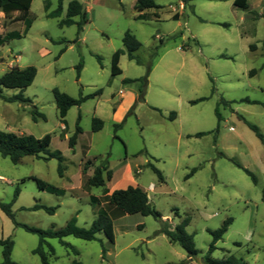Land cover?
<instances>
[{"label":"rangeland","instance_id":"374dc122","mask_svg":"<svg viewBox=\"0 0 264 264\" xmlns=\"http://www.w3.org/2000/svg\"><path fill=\"white\" fill-rule=\"evenodd\" d=\"M71 1L63 0L61 17L50 18L60 0H34L27 15L33 23L26 35V17L17 20L20 14L14 13L6 18L0 12V35H21L0 46V75L15 67L37 69L33 84L23 92L32 104L0 98V129L36 138L51 134L50 150L66 159L60 176L57 159L26 157L14 164L0 155V198L11 202L16 188L21 191L12 207L16 220L42 229L62 228L77 215L78 226L89 228L99 209L106 207L103 202L92 206V196L113 193L118 182H126V188L136 183L171 229L191 216L187 230L194 234L197 257L189 258L180 245L159 233L162 222L153 216L124 214L114 220V243L104 233L96 241L66 237L78 256L51 239L55 255L50 263L72 264L77 259L81 264H205L202 259L212 241L209 230L233 218L213 257L222 261L229 253L246 264H264V145L239 117L264 134V0H248V10L236 7L234 0H155L161 8L150 10L147 19H137L133 0H77L89 14L79 38L77 25H59ZM128 31L142 43L136 52L141 64L122 55L123 73L114 77L112 58L124 49ZM149 67L146 101L138 102L141 83L124 80L145 77ZM253 70L257 73L252 76ZM55 89L75 98L100 89L103 93L72 107L63 122ZM20 92L3 89L5 96ZM202 98L207 100L191 104ZM222 98L233 103L225 107ZM33 105L46 120L33 119ZM218 107L223 120L216 136ZM172 112L177 113L175 120L169 118ZM79 116L82 133L72 150L69 138ZM94 117L104 122L99 132L92 130ZM105 159L115 177L93 188L88 180ZM234 162L252 171L257 184ZM149 163L162 172L163 180ZM194 168L197 172L186 179ZM32 176L62 189L64 195L40 190L31 179L23 181ZM36 203L58 209L55 214L30 210ZM8 237L15 243L13 261L41 264L33 254L38 236L16 227L0 210V239Z\"/></svg>","mask_w":264,"mask_h":264},{"label":"trees","instance_id":"16d2710c","mask_svg":"<svg viewBox=\"0 0 264 264\" xmlns=\"http://www.w3.org/2000/svg\"><path fill=\"white\" fill-rule=\"evenodd\" d=\"M34 0H0V12L4 14L6 18H11L14 13L18 12L20 15L16 18L17 20L24 19L25 17V30L23 32L26 35L29 29L32 27L33 20L29 18L27 15L31 10L32 4ZM234 5L244 10L249 9V4L247 0H235ZM161 7L155 2V0H137L135 9L142 13L138 16V19H147L146 11L157 10ZM46 9H49L48 5H46ZM63 14V0H60L59 6L55 11H52L48 14L50 18H59ZM79 18V21H76L75 18ZM175 20H178V17L174 16ZM89 22V14L85 5L77 0H73L69 3L67 14L64 19H62L59 23L61 27H70L73 25L78 26V38L84 30V26ZM224 26H228L224 24ZM21 35L16 32L8 33L6 35H0V46H4L9 43L12 39L16 37H20ZM62 42V41H60ZM124 49H118L112 58V76L121 75L122 69L120 68V60L122 55L127 54L129 60L135 61L137 64H141V61L136 56V52L140 50L142 47V43L137 39V37L132 34L130 31L126 32L123 38ZM251 50H256L255 45L250 46ZM67 50V46L62 50V53ZM98 60L101 61V58L98 57ZM83 63L81 62L78 66V73L82 70ZM151 68H148L147 75L140 79H125L124 83H134L140 82V94L138 97V102H145L146 95V87L148 86V77L150 75ZM257 73L256 70L251 71V75H255ZM37 76V69L33 66L27 67L24 69L15 67L0 75V98H2L5 102L13 103L20 102L22 104H32V100L25 97L23 92L30 87L35 78ZM19 89L21 92L18 95L14 96H5L3 95V89ZM54 97L57 105V109L59 112L60 119L65 122V118L68 114V111L74 106H81L88 99L97 97L102 95L103 90L100 89L96 91L94 94L89 96L80 95L75 98L64 92H61L59 89H55ZM207 98H202L200 100L192 101L191 104H197L200 101H205ZM224 102V106L228 107L231 105V101H227L225 98H222ZM244 101L248 103H257L255 101H251L249 99H245ZM220 105V104H219ZM132 108L128 115L133 112ZM157 110V109H155ZM33 119L35 121L38 118L46 120V116L39 112L38 108L33 105ZM216 115L218 118V126L215 130L216 136L220 131V125L223 120L222 115L220 114L219 107L216 109ZM177 117L176 112H172L170 114V119L175 120ZM245 124L251 129L256 137L262 142L264 145V134L261 129L247 121L243 116H239ZM81 116H79L76 131L72 137L69 138V147L74 150L78 136L82 133V128L79 125ZM126 119V118H125ZM124 119V120H125ZM124 120L115 126L116 130L122 127ZM104 122L100 118L94 117L92 121V130L93 132H99L103 129ZM207 135V133H197L196 137H203ZM215 142H217V137L215 138ZM52 143L51 134L45 135L43 138H36L33 135L28 134H17L13 132H7L0 129V155L4 158H9L12 163L19 164L26 157H35L37 159H57L59 162L58 172L60 176L64 175L66 170L65 165V157L60 151H51L50 145ZM237 167L242 169L253 181L254 184H257L258 180L256 175L245 168L238 162H234ZM109 160L105 159L103 165H100L95 168L94 175L88 180L89 185L93 188H100L106 185L107 180H111L113 173L112 170L109 169ZM158 177L163 180L162 172L152 163L148 164ZM197 168L191 170V172L187 175L186 179L192 177L196 172ZM106 174V177H105ZM27 179H31L35 181L40 190L48 191L57 195H64V191L60 188L51 185L42 179H39L35 176L23 179L26 181ZM20 188L17 187L15 190L14 198L11 202H5L0 198V210L9 217L13 224L16 227H20L24 229L26 232L36 235L39 238L38 246L33 250V254L38 255L40 257L41 264H51L50 258L55 255V249L51 245V239H57L59 242L69 248L75 256L79 255V251L69 243H67L64 239L66 237L72 236L78 239H82L85 241H96L98 240L97 235L99 233H104L106 237L112 243L115 242V232H114V220L124 214L134 215L141 214L143 216H153L155 219L162 222V227L159 233H162L168 237V239L172 243H176L185 250L189 258H195L198 256V250L196 249L195 237L194 234L189 233L187 227L191 223V216L187 215L178 224L175 229H171L169 227L168 222L162 220L161 213L156 210V208L150 203L147 192L141 188L140 186H129L126 189H118L115 190L111 194H106L105 196L99 198L96 196H92L90 198L91 205H100L102 202L106 207H102L96 213V218L93 221L92 225L89 228H82L78 226V218L77 215L73 216L68 223L62 227L57 228L52 226L48 229H42L35 226H30L27 224L20 223L15 218V213L12 209L14 203L17 201L20 195ZM262 198L264 200V188L262 191ZM58 207H49L44 204L36 203L30 210H44L49 214H55ZM176 215L179 214L176 212ZM233 223V218L226 219L221 227L215 230H209L210 235L212 236V241L208 246L207 252L203 257V262L205 264H246V262L242 258H238L235 255L229 254L225 257L224 260H218L213 257L214 252L218 249L217 243L224 237L226 232L228 231L230 225ZM14 240L11 237L6 239H0V247L3 248V261L0 264H21L12 260V252L14 248ZM107 250L103 248V254ZM72 264H81L77 259L73 260Z\"/></svg>","mask_w":264,"mask_h":264},{"label":"crops","instance_id":"0c3cea01","mask_svg":"<svg viewBox=\"0 0 264 264\" xmlns=\"http://www.w3.org/2000/svg\"><path fill=\"white\" fill-rule=\"evenodd\" d=\"M134 1V8H135V5H136V2H137V0H133ZM132 1V2H133ZM248 1V0H247ZM156 2V1H155ZM234 2H235V0H234ZM249 4V3H248ZM249 8H250V6H249ZM87 9V8H86ZM136 10V9H135ZM137 11V10H136ZM138 12V11H137ZM150 11H146L145 13L146 14H148ZM16 13H18V12H16ZM140 14H142V13H139L138 12V15H137V19H138V16L140 15ZM77 18V17H76ZM76 18H75V20H76ZM111 169V168H110ZM113 171V170H112ZM113 174H114V171H113ZM114 177H115V174H114ZM114 177H113V179H114ZM124 184H126V182H118V183H116L115 184V187H113V192L115 191V190H118V189H120V188H123V189H126V187H124ZM136 186H138V185H136V183L134 184V187H136Z\"/></svg>","mask_w":264,"mask_h":264},{"label":"built area","instance_id":"2783aa9c","mask_svg":"<svg viewBox=\"0 0 264 264\" xmlns=\"http://www.w3.org/2000/svg\"><path fill=\"white\" fill-rule=\"evenodd\" d=\"M183 7V6H182ZM150 189H153V186H151V188Z\"/></svg>","mask_w":264,"mask_h":264}]
</instances>
